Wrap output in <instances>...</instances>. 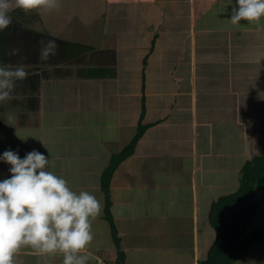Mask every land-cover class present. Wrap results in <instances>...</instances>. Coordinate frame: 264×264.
<instances>
[{"label":"crops","instance_id":"0c3cea01","mask_svg":"<svg viewBox=\"0 0 264 264\" xmlns=\"http://www.w3.org/2000/svg\"><path fill=\"white\" fill-rule=\"evenodd\" d=\"M105 1L97 34L66 39L85 52L23 64L27 78L0 102V154L35 149L73 191L101 201L89 264L119 254L125 264H199L215 238L212 202L264 154V31L231 24L236 0ZM140 126L105 192L102 172ZM10 167L0 160V181ZM255 213L246 233L257 230ZM255 223L264 229V219ZM15 255L23 264L63 259L26 245ZM232 264H264V240Z\"/></svg>","mask_w":264,"mask_h":264},{"label":"clouds","instance_id":"9594fccd","mask_svg":"<svg viewBox=\"0 0 264 264\" xmlns=\"http://www.w3.org/2000/svg\"><path fill=\"white\" fill-rule=\"evenodd\" d=\"M232 0H229L231 4ZM229 21L241 26L245 20L256 31H264V0H236ZM15 6L29 12H51L61 7L60 0H15ZM9 0H0V31L12 23L8 15ZM225 9V6H224ZM40 59L56 54L58 45L53 40L40 42ZM13 49L10 55H18ZM25 66H0V102L12 99L16 81L27 78ZM14 123L16 117L9 113ZM18 136V135H17ZM20 137L21 140H26ZM0 160L9 164L10 178L0 181V264H23L15 254L22 246H31L46 254H61L62 264H89L88 249L94 239L93 222L102 214L103 204L93 194L73 191L68 182L47 170L54 163L33 149L23 158L18 151L5 150Z\"/></svg>","mask_w":264,"mask_h":264},{"label":"trees","instance_id":"16d2710c","mask_svg":"<svg viewBox=\"0 0 264 264\" xmlns=\"http://www.w3.org/2000/svg\"><path fill=\"white\" fill-rule=\"evenodd\" d=\"M8 15L11 16L12 23L0 31V66L14 63L34 65L36 58H39L41 41H55L58 45L57 51L64 55L67 49L69 58L79 56L89 46L62 40L37 26L42 23L37 10L25 12L14 7ZM13 49H19V54L10 55ZM142 132L143 127L140 126L130 145L120 156H112L109 166L102 172L101 187L105 192L108 191L114 168L123 156L132 152L134 143ZM256 189L262 192L261 198L264 200V154L255 155L246 160L241 168L237 189L212 202L209 220L214 229L215 238L206 259L199 264H232L244 255L254 242L264 240V229L246 233L259 204L254 200ZM115 264H125L123 255H118Z\"/></svg>","mask_w":264,"mask_h":264},{"label":"rangeland","instance_id":"374dc122","mask_svg":"<svg viewBox=\"0 0 264 264\" xmlns=\"http://www.w3.org/2000/svg\"><path fill=\"white\" fill-rule=\"evenodd\" d=\"M9 2L12 6L11 9L16 7L15 0H9ZM60 3L61 7L58 10L51 12L37 10L42 20V23L37 26L62 40L84 39L85 42L86 30L87 32L90 30L94 34L98 33L102 23V19L99 16L100 10L110 5L105 0H60ZM261 193L259 189H256L254 193V200L261 202L260 208L255 213L257 216L256 218L254 216L250 226L255 229L260 227L259 224L255 223V220L260 223L264 219V200L261 198Z\"/></svg>","mask_w":264,"mask_h":264},{"label":"built area","instance_id":"2783aa9c","mask_svg":"<svg viewBox=\"0 0 264 264\" xmlns=\"http://www.w3.org/2000/svg\"><path fill=\"white\" fill-rule=\"evenodd\" d=\"M96 264H106V262L104 260H102L101 258H98L96 260Z\"/></svg>","mask_w":264,"mask_h":264}]
</instances>
